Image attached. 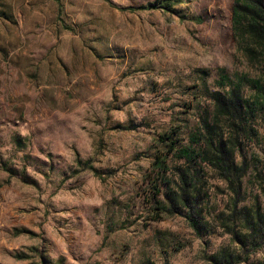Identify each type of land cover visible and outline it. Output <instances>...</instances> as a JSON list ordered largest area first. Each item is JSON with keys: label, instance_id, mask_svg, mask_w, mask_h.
Listing matches in <instances>:
<instances>
[{"label": "rangeland", "instance_id": "374dc122", "mask_svg": "<svg viewBox=\"0 0 264 264\" xmlns=\"http://www.w3.org/2000/svg\"><path fill=\"white\" fill-rule=\"evenodd\" d=\"M235 1L0 0V264H264Z\"/></svg>", "mask_w": 264, "mask_h": 264}, {"label": "trees", "instance_id": "16d2710c", "mask_svg": "<svg viewBox=\"0 0 264 264\" xmlns=\"http://www.w3.org/2000/svg\"><path fill=\"white\" fill-rule=\"evenodd\" d=\"M232 22L233 31L240 36L238 46L248 60L252 63L255 58L264 60V0H236ZM222 163V158L215 157V164Z\"/></svg>", "mask_w": 264, "mask_h": 264}]
</instances>
